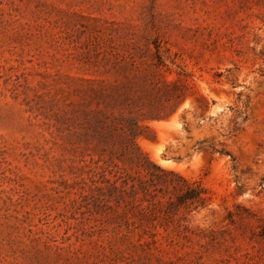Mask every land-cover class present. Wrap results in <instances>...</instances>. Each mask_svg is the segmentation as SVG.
<instances>
[{
	"label": "rangeland",
	"instance_id": "rangeland-1",
	"mask_svg": "<svg viewBox=\"0 0 264 264\" xmlns=\"http://www.w3.org/2000/svg\"><path fill=\"white\" fill-rule=\"evenodd\" d=\"M101 79L177 81L138 143L209 205L135 227L103 200L78 134ZM263 220L264 0H0V264H264Z\"/></svg>",
	"mask_w": 264,
	"mask_h": 264
},
{
	"label": "trees",
	"instance_id": "trees-1",
	"mask_svg": "<svg viewBox=\"0 0 264 264\" xmlns=\"http://www.w3.org/2000/svg\"><path fill=\"white\" fill-rule=\"evenodd\" d=\"M89 82L81 88L87 107L78 116V134L102 151L98 157L90 154L88 173L98 188L106 189L103 200L114 203L118 216L139 227L170 219L182 208L179 218L186 220L192 211L209 205L211 192L206 185L158 164L138 143L153 131L148 120L170 117L187 99L177 81L138 83L135 90L124 82ZM259 235L264 239V220Z\"/></svg>",
	"mask_w": 264,
	"mask_h": 264
}]
</instances>
